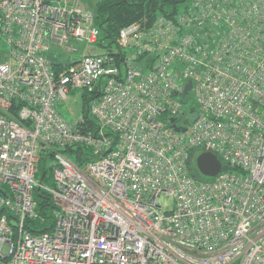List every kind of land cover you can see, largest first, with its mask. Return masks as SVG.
<instances>
[{"label":"built area","instance_id":"2783aa9c","mask_svg":"<svg viewBox=\"0 0 264 264\" xmlns=\"http://www.w3.org/2000/svg\"><path fill=\"white\" fill-rule=\"evenodd\" d=\"M99 36L80 0H0V264H264V0H189L122 29L114 53ZM77 91L95 131L59 111ZM37 188L56 209L33 234Z\"/></svg>","mask_w":264,"mask_h":264},{"label":"trees","instance_id":"16d2710c","mask_svg":"<svg viewBox=\"0 0 264 264\" xmlns=\"http://www.w3.org/2000/svg\"><path fill=\"white\" fill-rule=\"evenodd\" d=\"M95 14V25L99 29L100 36L97 47L106 49L110 53L117 50V39L120 31L134 23L151 24L158 16L168 15L175 12L180 6L189 0H84ZM5 48L3 40L0 38V63L5 61ZM56 72L62 70V64L53 61ZM97 93L94 94L95 97ZM82 122L78 127L83 132L95 131L96 121L92 119L87 110V100L84 97V114L81 116ZM69 149L65 154L78 166H83L85 162L92 161L90 153H86L83 147ZM51 156L42 155L39 163L38 181L45 186H53L52 168H47V161ZM196 167V161H194ZM197 168V167H196ZM197 170V169H196ZM198 174L194 172V177ZM37 204V212L43 219L27 224V229L33 234L50 232L54 226L53 212L56 209L53 198L37 188L33 194ZM2 214V213H1Z\"/></svg>","mask_w":264,"mask_h":264},{"label":"rangeland","instance_id":"374dc122","mask_svg":"<svg viewBox=\"0 0 264 264\" xmlns=\"http://www.w3.org/2000/svg\"><path fill=\"white\" fill-rule=\"evenodd\" d=\"M97 0H94V3ZM80 3L85 7H89L87 2L84 0H80ZM72 46L76 47L79 51L78 53H74L73 57H77L85 52V50H89L85 44H76L73 43ZM95 53H103V50L95 47L91 48ZM7 51V47L5 48V52ZM105 51V50H104ZM51 57L60 56L61 58H66L65 53H61L60 51L52 50L50 53ZM191 99L192 95L189 96L188 100L190 101L189 104L186 106V110L189 111L191 107ZM59 111L61 112L62 116L71 124H75L77 120L84 114V96L80 91L72 93L69 95L67 102L59 106ZM95 121V119L92 117ZM78 149L77 147L75 148ZM67 155V154H66ZM68 156V155H67ZM53 159L50 157L47 161V168L51 166ZM174 200L169 195H162L160 199V205L164 208L165 211H171L173 209Z\"/></svg>","mask_w":264,"mask_h":264},{"label":"water","instance_id":"95a60500","mask_svg":"<svg viewBox=\"0 0 264 264\" xmlns=\"http://www.w3.org/2000/svg\"><path fill=\"white\" fill-rule=\"evenodd\" d=\"M192 85L188 84L184 93L182 94V98L186 97L188 92L191 90ZM198 115L196 112H193L189 117L188 122H194L197 119ZM178 131L183 129H177ZM196 167L199 173L206 178H215L222 171V164L220 160L212 153H203L199 155L196 159Z\"/></svg>","mask_w":264,"mask_h":264}]
</instances>
